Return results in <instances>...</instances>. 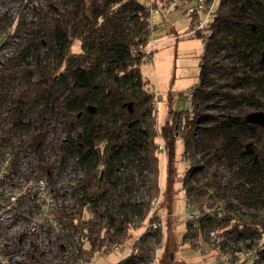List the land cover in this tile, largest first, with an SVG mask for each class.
Segmentation results:
<instances>
[{"label":"trees","instance_id":"1","mask_svg":"<svg viewBox=\"0 0 264 264\" xmlns=\"http://www.w3.org/2000/svg\"><path fill=\"white\" fill-rule=\"evenodd\" d=\"M164 1L183 9L192 0ZM71 6L63 9L67 19L52 16L36 29L29 26L24 13L16 22L11 37L47 31L48 56L53 62L48 63V69L22 65L25 57L20 56L2 63L0 79L10 73L24 77L30 90L12 102L5 114L0 113V125L7 123L8 129L2 133L10 137L29 126L25 121L27 101L33 98L37 105L44 103L48 116L66 119L68 134L59 153L61 166L65 165L64 154L72 155L91 173L90 181L82 185L76 197L79 214L83 215L86 207L96 212L98 204L108 200L111 193H119L125 216L117 219L107 210L106 225L85 222L82 231L88 228L90 232L80 239L75 256L87 264L103 249L105 238L92 236L96 231L106 229L105 235L115 244L130 239L132 229L145 225L147 197L151 200L161 192L157 156V137L161 135L167 140L180 136L185 145L183 157L192 164L204 159L183 178L186 193L199 203L197 207L212 199L214 204L225 206L222 219L200 218L195 231L189 227L184 233V240L204 238L214 228L218 237L228 235L234 240V255L242 254L243 247H254L264 263V127L246 121L250 112L264 110V0H219L214 33L205 47L199 82L193 91V110L186 117L175 115L174 122L159 133L155 128V97L148 92L149 80L141 70L149 40L159 26L150 13L157 2L147 6L139 0H74ZM189 16L193 17L192 25L198 15ZM77 39L81 41L79 52L73 49ZM33 47L37 50L39 44ZM24 50L22 54L28 56L30 46ZM57 90L63 91L62 98L56 95ZM36 140L33 138L32 145L39 148L42 140L35 146ZM249 144L256 152H250ZM22 148L19 140L13 153ZM125 160L135 162L128 173L122 169V165L128 167ZM225 161L233 168L229 183L251 182L252 193L220 192L221 187L224 191L227 188L220 169ZM168 169L172 177L171 155ZM197 171H204L198 185L193 181ZM142 188L146 199L122 201L123 194ZM70 224L79 229L77 224ZM143 241L151 247L148 235ZM86 243L90 247H84ZM193 245L198 249L201 244Z\"/></svg>","mask_w":264,"mask_h":264},{"label":"rangeland","instance_id":"2","mask_svg":"<svg viewBox=\"0 0 264 264\" xmlns=\"http://www.w3.org/2000/svg\"><path fill=\"white\" fill-rule=\"evenodd\" d=\"M63 1L0 0V67L8 58L20 56L25 57V62H22V65L28 63L31 66L39 65V67L48 69L47 65L49 62H53V59L48 56L46 30L40 34L24 32L19 37H11V35L14 34L16 22L23 17V13L29 26L34 29L37 28V24H44L52 16L67 19L63 9H70L74 0H65L64 4ZM139 1L147 6H151L153 3V0ZM155 1L158 6L155 8L152 19L154 24L159 26L154 30L153 36L158 44L153 59L145 58L141 63V70L149 80V85L155 86L161 91V98L157 104V124L155 125V128L157 126L161 130L174 122L175 115L180 118L190 114V108L193 106L190 94L199 82L204 45L203 38L196 35L163 43L162 41L166 37L173 38L179 34H188L193 17L185 12L187 6L180 9L167 5L164 0ZM36 44H39L37 50L33 47ZM27 46H30V54L24 56L22 52L24 53ZM73 49L75 52H79L81 49L80 39L75 41ZM48 74H50L49 71ZM29 90V83L24 77H17L10 73L1 78L0 113L5 114L11 103L17 102ZM62 93V90L56 91V95L61 98ZM25 112V121L29 123V126L24 130H19V136L26 135L31 138L32 144L33 138L41 139L42 142H40L39 148L31 145L32 148L27 153L25 151L16 154V157L12 156L15 169L27 176L30 167L21 168L22 164L19 165L24 161L22 158L26 156L28 164H31V170L37 169L40 174L45 176L50 189L43 205L35 203L36 198L29 199V195L22 198L23 202L19 204V213H13L6 208L4 203L7 202V197L5 193L2 194L0 197V264H81L74 251L79 245L80 239H85V234L90 232L88 228H84L82 231L84 223L93 220L99 222V225H106L108 218L105 212L107 210L114 213L117 219H122L126 210L120 207L119 193H111L108 200L98 204L96 212L93 211V207H86L83 215H80L79 208L76 207V197L77 194H81L82 185L90 181L91 173L79 166L78 157L72 155L64 154L65 165L61 166L59 153H62L61 145L65 144L68 134L65 117L48 116L45 112V104L37 105L33 98L27 101ZM0 127H7V123H2ZM3 135L2 133L1 136ZM161 137L168 146L166 160L163 158L159 160L160 168L164 167L161 170V192L158 207V212L163 216L165 223L161 262L162 264L213 263L216 261L217 255L211 244L208 247L211 250L204 254L193 245L196 243L194 239L189 242L185 241L183 237L190 227L188 213L195 211L193 208L186 207V198L189 196L183 185V178L186 168H190L191 164L186 166L188 162L183 159L185 152L183 139L180 136L168 138V140ZM38 140L35 141V146H37ZM157 141H159V137H157ZM9 145L5 141L0 147V153H9L11 150ZM198 154L201 158V154ZM169 155L172 157L174 169L172 177H170L168 169ZM125 162L128 167L122 165V169L125 170L124 173H128L127 170L132 169L135 162L132 163L129 160H125ZM201 163H204V159L194 163L193 167L197 168ZM220 169L223 173V181L228 188L224 191L221 187V193H252L251 182L229 183L233 168L230 169L226 161L222 162ZM203 174L204 171H197L193 174V181L196 185L200 183L199 177H203ZM122 196V201H139L143 198L146 199V190L142 188L132 193L127 192ZM100 213L103 214L100 216ZM38 221H42L40 230L31 231L30 223ZM70 222L77 224L79 229L76 230ZM143 226L136 230L132 229L134 235L142 233ZM105 234L106 229H102L100 232L96 231L92 236L99 238ZM38 240L42 242L39 243ZM84 247L88 248L90 245L86 243ZM124 254L125 251H111V253L105 254L101 250L95 252L87 264H119Z\"/></svg>","mask_w":264,"mask_h":264},{"label":"built area","instance_id":"3","mask_svg":"<svg viewBox=\"0 0 264 264\" xmlns=\"http://www.w3.org/2000/svg\"><path fill=\"white\" fill-rule=\"evenodd\" d=\"M155 2V0H153ZM219 0H192L187 8L188 14L198 15L196 21L191 25L190 30L187 35H197L199 34L203 38V45L206 47L209 40L213 36L214 30L213 25L216 22V17L214 15L215 8ZM179 7L182 6L181 3L178 4ZM158 12V11H157ZM150 13L153 15L155 10L150 9ZM157 40L152 36L149 40V46L145 51V56L147 59L152 60L154 52L157 47ZM148 92L155 97V104L157 106L158 100L161 98V91L156 87H150ZM194 92L190 94V98L193 100ZM193 110V106L190 108V112ZM8 129L7 127H0V147L3 143L8 142L10 145V152L0 153V197L5 193L7 197V202L4 203L7 209H10L13 213H19V204L22 203V198L29 195V199H35V203L43 202L48 196V191L50 185L45 176L40 174L37 169L31 170V164H28L26 156L22 159L24 161L20 162L21 168H29L27 176L22 174L21 171L15 169L14 157L19 153H26L32 148V139L28 138L26 135L22 137L19 136V130L11 133V136H1L2 130ZM24 130V129H23ZM156 130L159 133V128L156 126ZM21 131V130H20ZM159 141L157 145V156L158 159L163 158L166 160V155L168 152L167 142L159 135ZM21 140L23 143V148L13 153V148L18 141ZM183 159L188 162V164H193L183 157ZM20 168V169H21ZM191 169L186 168V173ZM185 173V174H186ZM185 176V175H184ZM27 199V198H26ZM149 211L145 225L143 226L142 233L135 234L131 239L122 241L120 243H113L108 235H104L105 243L102 252L107 254L114 252L125 251L123 259L120 261L122 264H162L161 262V251L164 245L165 237V223L164 218L158 212L159 207V197H154L149 200ZM198 202L191 198L190 196L186 198V207L188 209H195L194 213H188L189 226L192 231H195L198 220L203 217H214L215 219H222L224 217L225 206L222 203L214 204L212 199L208 204H204L201 208H198ZM42 215V214H40ZM42 226V221L30 223L29 228L31 231L40 230ZM32 233V232H31ZM148 235L150 238V245L148 247L144 243V237ZM101 238V237H99ZM194 241L200 245L198 249L202 253H208L209 245L215 249L217 255L216 261L209 264H256L259 261L260 264H264L257 248L246 249L243 247V253L240 255H234L235 242L234 240L226 235L223 238L218 237L216 230L210 229L206 232L204 238H192ZM21 240V239H20ZM223 241H225L223 243ZM39 243L42 241L38 240ZM100 242V240H98ZM257 242V240H256ZM200 243V244H199ZM79 245L80 242H79ZM243 246L242 242L240 243ZM216 246V247H214ZM246 249V250H245ZM81 264H84L81 259H78Z\"/></svg>","mask_w":264,"mask_h":264},{"label":"water","instance_id":"4","mask_svg":"<svg viewBox=\"0 0 264 264\" xmlns=\"http://www.w3.org/2000/svg\"><path fill=\"white\" fill-rule=\"evenodd\" d=\"M246 121L251 124L264 127V110L250 112L246 116Z\"/></svg>","mask_w":264,"mask_h":264},{"label":"crops","instance_id":"5","mask_svg":"<svg viewBox=\"0 0 264 264\" xmlns=\"http://www.w3.org/2000/svg\"><path fill=\"white\" fill-rule=\"evenodd\" d=\"M188 36H190V35H187V34H179V35H177V36H175V37H173V38H171V37H166V38H164V40L162 41L163 43H166V42H173V41H177V40H181V39H185V37H188ZM204 50H205V47H204ZM204 54V53H203ZM154 86V85H153ZM149 87H151L150 85H149ZM155 87V86H154ZM164 169V167H162L161 168V170H163Z\"/></svg>","mask_w":264,"mask_h":264},{"label":"flooded vegetation","instance_id":"6","mask_svg":"<svg viewBox=\"0 0 264 264\" xmlns=\"http://www.w3.org/2000/svg\"><path fill=\"white\" fill-rule=\"evenodd\" d=\"M258 126H259V125H258ZM260 127H263V126H260ZM248 149L250 150L251 153L256 152V149L253 148V144H249V145H248ZM255 156L257 157L258 154H256Z\"/></svg>","mask_w":264,"mask_h":264},{"label":"bare ground","instance_id":"7","mask_svg":"<svg viewBox=\"0 0 264 264\" xmlns=\"http://www.w3.org/2000/svg\"><path fill=\"white\" fill-rule=\"evenodd\" d=\"M192 167V166H191ZM165 239V238H164Z\"/></svg>","mask_w":264,"mask_h":264}]
</instances>
